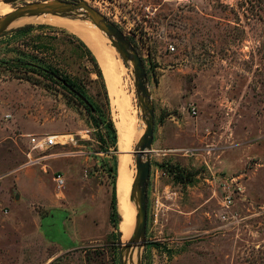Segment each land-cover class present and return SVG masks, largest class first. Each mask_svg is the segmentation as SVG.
Wrapping results in <instances>:
<instances>
[{
	"label": "rangeland",
	"instance_id": "374dc122",
	"mask_svg": "<svg viewBox=\"0 0 264 264\" xmlns=\"http://www.w3.org/2000/svg\"><path fill=\"white\" fill-rule=\"evenodd\" d=\"M61 1L6 5L13 12ZM84 1L141 59L154 111L138 264H264V0ZM109 45L125 69L114 89L89 46L62 26L30 23L0 34V264L123 261L118 135L131 137L134 164L141 138L134 143L133 135L143 123L142 137L148 113L132 62ZM49 70L83 101L47 79ZM42 136L71 142L31 152L30 138ZM30 152L38 164L27 165Z\"/></svg>",
	"mask_w": 264,
	"mask_h": 264
},
{
	"label": "bare ground",
	"instance_id": "6f19581e",
	"mask_svg": "<svg viewBox=\"0 0 264 264\" xmlns=\"http://www.w3.org/2000/svg\"><path fill=\"white\" fill-rule=\"evenodd\" d=\"M12 12V8L6 4H0V13L6 14ZM53 24L62 26L79 36L94 53L100 68L104 74L105 80L110 89L116 88L124 82L125 69L121 61L117 58L115 50L109 45V40L104 33L94 27L89 21H81L78 18L65 15L50 14H31L23 13L15 17L8 27L21 26L25 24ZM144 124L133 135L134 143L141 138ZM131 138V137H129ZM128 138V141L130 140ZM126 137L123 133L118 135V174L116 181L117 198L119 203L120 223L119 231L122 234L121 239L128 242L135 230V222H133L131 197L132 175L134 174L133 152ZM127 243L123 247V261L125 264H138L141 254V246L139 243L126 248Z\"/></svg>",
	"mask_w": 264,
	"mask_h": 264
},
{
	"label": "water",
	"instance_id": "95a60500",
	"mask_svg": "<svg viewBox=\"0 0 264 264\" xmlns=\"http://www.w3.org/2000/svg\"><path fill=\"white\" fill-rule=\"evenodd\" d=\"M17 1L18 0H4L3 2L12 5ZM23 13L58 14L61 16L72 14L78 18L79 16H84L94 27L106 35L111 45L124 60L132 62L138 92L141 95V103L145 111L148 113V119L145 122L146 129L138 143V150L134 153L135 175L133 177L130 192L137 195V209L135 214V230L126 245V248L137 243L141 246L144 244L143 236L146 229V186L150 174L149 157L146 154L151 150L154 131V111L150 104V94L146 88L145 71L141 59L135 53L129 41L125 39L121 31L91 9L84 0H77L76 2L61 1L56 4L33 3L21 6L6 15V17L0 21V34L15 17ZM78 97L83 101L80 95H78ZM143 155H146L145 160H143ZM121 264L125 263L121 261Z\"/></svg>",
	"mask_w": 264,
	"mask_h": 264
},
{
	"label": "trees",
	"instance_id": "16d2710c",
	"mask_svg": "<svg viewBox=\"0 0 264 264\" xmlns=\"http://www.w3.org/2000/svg\"><path fill=\"white\" fill-rule=\"evenodd\" d=\"M67 1H73V2H76L77 0H67ZM2 4V3H0ZM22 30H25L24 28H22ZM77 43L84 49L88 52V54L90 55V58L92 60V62L94 63V65L96 66L97 68V64L95 63V59H93V57L91 56L90 52L88 51V49H86V47L83 45V43L79 40H77ZM33 71V69H31ZM38 72L42 70L41 69H36ZM35 72V71H33ZM97 75L100 77L101 76V73L98 69L97 71ZM44 76H46L47 79L49 80H52L54 81L55 83H58L59 85L62 86L63 89L69 91L71 94H74L77 98H78V95L80 94L77 87L72 83L70 82L66 77H60L58 76L57 74H54L52 73L50 70L49 71H44ZM80 100V98H79ZM81 101V100H80ZM89 112H90V109L88 108ZM111 126V125H110ZM113 131V129H112ZM117 133V132H116ZM112 136V147L114 148L115 147V144H116V136H115V133L114 131L112 132L111 134ZM117 169H118V157H117V168H116V172L115 174H117ZM115 171V170H113ZM114 173V172H113ZM115 185L113 186L112 188V191H111V200H110V214H109V220H110V223L113 227H116V223H117V220H118V215H117V212H116V191H115ZM118 208V206H117Z\"/></svg>",
	"mask_w": 264,
	"mask_h": 264
},
{
	"label": "built area",
	"instance_id": "2783aa9c",
	"mask_svg": "<svg viewBox=\"0 0 264 264\" xmlns=\"http://www.w3.org/2000/svg\"><path fill=\"white\" fill-rule=\"evenodd\" d=\"M174 47L170 45L168 51L170 53L174 52ZM193 115L195 112L192 113ZM9 116H5L8 118ZM71 142L69 136H42V137H31L29 140L30 151H45L52 147L64 146ZM31 152L27 154L28 163L27 165H36L39 163V160H34L31 158ZM55 186L57 189H62L65 185V181L61 176H56L54 178Z\"/></svg>",
	"mask_w": 264,
	"mask_h": 264
}]
</instances>
